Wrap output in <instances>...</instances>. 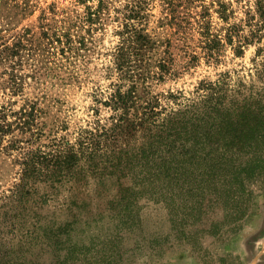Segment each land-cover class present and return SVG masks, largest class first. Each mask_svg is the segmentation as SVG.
<instances>
[{
	"label": "rangeland",
	"instance_id": "obj_1",
	"mask_svg": "<svg viewBox=\"0 0 264 264\" xmlns=\"http://www.w3.org/2000/svg\"><path fill=\"white\" fill-rule=\"evenodd\" d=\"M255 1L0 0V105L36 103L41 113L35 121L45 137L71 142L96 120L109 124L113 111L103 101L118 84L124 90L133 85L130 112H146L155 124V111L174 109L172 96L193 97L202 82L225 72L233 88L254 81L262 59L256 48L264 43V33L257 42L246 24ZM203 15L222 37L235 26L233 44L221 46L216 60L199 46L197 21ZM125 24L148 41L134 39L131 67L121 73L112 53ZM237 44L239 55L233 52ZM142 135L136 131L130 145L143 141ZM4 137L0 197L19 175L18 151L6 149L11 134ZM191 149L185 155H196ZM218 152L220 157L190 158L179 172L181 152L163 151L155 177L130 173L121 179L133 188L121 197L115 178L99 187L89 184L84 200L92 211L80 202L75 210L81 223L71 240L29 248L6 232L0 264H264V142ZM171 159L166 173L160 161L167 169Z\"/></svg>",
	"mask_w": 264,
	"mask_h": 264
},
{
	"label": "trees",
	"instance_id": "obj_2",
	"mask_svg": "<svg viewBox=\"0 0 264 264\" xmlns=\"http://www.w3.org/2000/svg\"><path fill=\"white\" fill-rule=\"evenodd\" d=\"M220 14L225 20L226 15ZM201 18L197 21L199 46L204 56L216 60L221 46L233 44L235 26L231 25L222 37L211 31L210 21L204 15ZM246 24L251 38L260 42L264 33V0L255 1L254 14ZM137 33L129 24L119 32L112 61L121 73L125 67H131L128 62L135 48L134 39L143 44L148 41L144 33ZM233 52L236 55L242 52L239 44L233 47ZM263 53L264 43L256 48V56L262 59L255 69L254 81L239 82L233 88L225 72L216 81L202 82L193 97L183 96V101H178L177 96H172L174 109L165 115L155 111V124L150 116H145L146 112L141 116L130 112L135 86L124 90L118 84L103 101L113 111L109 124L96 120L93 126L79 130L71 142L63 137H45L35 121L41 113L36 103L27 102L18 109L0 105V141L11 134L5 148L18 151L15 160L19 166L17 181L0 197V245L9 240L6 232L29 248L36 243L55 248L54 244L71 240L74 228L81 223L75 210L80 202L85 204V210L92 211L90 203L84 200V194L92 188L89 184L99 187L115 178L121 197L123 191L133 189L123 186L121 179L130 173L134 177L144 173L148 179L155 177L156 158L163 151L169 155L174 149L181 152L175 168L183 172L192 157L195 160L220 157V147H248L264 142ZM138 130L143 141L130 145L129 140ZM186 148H195L196 155H185ZM164 161H160V166L168 173L173 161L166 160L167 169ZM118 219L123 221L122 213ZM84 222H89V218Z\"/></svg>",
	"mask_w": 264,
	"mask_h": 264
}]
</instances>
